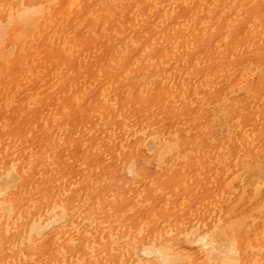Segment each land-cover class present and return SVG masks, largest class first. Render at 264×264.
Returning a JSON list of instances; mask_svg holds the SVG:
<instances>
[{
	"label": "bare ground",
	"instance_id": "6f19581e",
	"mask_svg": "<svg viewBox=\"0 0 264 264\" xmlns=\"http://www.w3.org/2000/svg\"><path fill=\"white\" fill-rule=\"evenodd\" d=\"M96 56L97 67H83ZM67 57L76 92L88 76L106 80L108 103L114 85L138 76L127 87L140 100L124 92L118 112L98 116L87 102L79 120L0 118V264H264V158L221 178L232 207L225 195L204 203L216 188L197 179L193 160L180 165L264 139V0H0V100L13 103L2 79L17 68L28 81L49 70L59 82ZM145 146L161 165L176 160L152 175L139 166ZM165 197L176 211L162 212Z\"/></svg>",
	"mask_w": 264,
	"mask_h": 264
},
{
	"label": "rangeland",
	"instance_id": "374dc122",
	"mask_svg": "<svg viewBox=\"0 0 264 264\" xmlns=\"http://www.w3.org/2000/svg\"><path fill=\"white\" fill-rule=\"evenodd\" d=\"M66 23H68L70 25L72 23V18L70 20L68 19V21ZM71 38H72V32H71ZM105 44H106V42H105ZM124 50L123 51L126 54L127 48H125ZM115 55H116V52L115 51H112L110 53V56L109 57H113V59H115V61L117 63L118 62V59H116ZM97 57L98 56L91 57V59L89 58L85 63H83L84 64L83 67H86L87 66V69L88 70L97 67V63H98ZM63 61H65L64 65H63V68H62L63 70H66L64 68L65 65L71 67V65H70V59H68V57L67 58H64ZM105 63H106V58H105ZM2 67L3 66L0 65V69ZM73 69L75 70L74 67H71V69L65 71V73L63 74V77L64 78L60 80L61 82L60 81L59 82L57 81L58 82L57 83L54 80L55 76H54V78H52L51 71H49V70L46 73L45 72H40L41 73V76L40 77H37V74L39 73V71H38V73L36 72L34 74V76H33V80L32 81H28L27 77H21L20 76L22 70L25 71V69H23V68L22 69L17 68L15 75L10 76V77H6V78L2 79V80H4L3 83L6 86L5 91H8L9 90V94L8 95L11 96V97L14 94L15 95L13 96L14 97V101L11 104H6L5 103L6 102L5 100H0V118L3 120V118L9 119V118L16 117L18 121H21V120L24 121V120L30 119V120H32V121H34L36 123L37 122L38 123H40V122L41 123H44V122L47 123V121L49 123H51L52 121H54L53 119H54L55 116H59L57 118V120L58 121H62L63 118H64L63 117L64 114L65 115L72 114V120L73 119L79 120L80 119V113H81V111L83 109H88L89 110V108L85 107V104L87 102H91V101L94 102L96 109L95 110H91L90 112L92 113V111H93L92 114H95L96 116H98V115H103V114L106 115L107 112H109V113H111L113 111L118 112V109H117V107L115 109V106H117L118 100L120 99V97L123 95L124 92H125V95H128V97L136 98V99H139L140 100V93L137 90L130 89L129 87H127V86H130L131 83H134L135 84V82H132V81L133 80H136V79H139L138 76L137 77L126 78V79H124L123 84L122 83H119V84L114 85V89H112V91H111L112 92V96H111V99L112 100H110L108 103H103L104 101L102 102L101 97H100V94H101L102 91H104L107 88V86H108V83L106 84L107 81L106 80H100V79H98V80L97 79L90 80V76H88V79H87L86 84L83 83V88L84 89H82L80 93L79 92H76V89L73 90L74 84L72 85V72L74 71ZM83 73L84 72H81L79 74V77H82ZM24 78H26V79H24ZM12 79H14V80H12ZM236 79L237 78H230V79H227L226 82L230 86V85L236 83ZM187 81H188V78H186L184 82L187 84ZM128 82H131V83H128ZM192 82L193 83H192V85H191L190 88H193V89L196 86H198V85L201 84V83H199L198 80H193ZM5 83H7V84H5ZM134 84H132V85H134ZM22 86H25L24 89H23ZM123 86H126L127 88L126 87L123 88ZM39 89H40V91H39ZM201 91H202V89H201ZM72 92L79 93L78 95H81V96H79L80 100H77L76 97H73ZM211 93H213V91ZM211 93L206 94L204 99L201 98V96H199V97L196 98V100H195L196 101V111L198 112V114H200L203 111V109H204L203 108V105L201 103H203V101H205L206 99L210 98L211 95H212ZM35 94L36 95H43L44 97L42 99L35 100L34 102H29L30 99H34V96H36ZM195 95H197V94H195ZM213 96H214V94H213ZM247 97L248 96L244 97L242 95L241 98H239L238 100L239 101H244ZM191 98L194 99L195 96L194 95L193 96L191 95ZM231 100H233V99H231ZM110 102L112 103V105L109 104ZM40 103H44V105L41 106ZM54 103H56V104H54ZM188 106L189 105H187V103H185V99L182 98V95L181 94L180 95H178V94L175 95V104H174V107L176 109H178V108L180 109L181 108V110H185V113H188L186 111V108ZM27 108H28V110H27ZM74 112H76V113H74ZM48 115H49V117H48ZM85 116L87 117L88 114H86ZM103 117H105V116H103ZM190 125H191V122L190 121H187L186 123H181L179 125L180 126V131L186 134V127H189ZM263 126L264 125H259L258 126V129L263 128ZM178 129H179V127H178ZM259 132H260L259 130H256L253 134L259 133ZM242 134H238V135H242ZM130 143L131 144H135L136 143V140L132 138L131 141H130ZM239 143H241L242 146L240 145L238 147L239 148L238 149V153L239 154L237 156H234L235 158L234 157H230L229 159H226V156H225V153L224 152L222 154H220V155L219 154H216V156L214 154L212 157H209V155H208L209 153L207 154L208 156L207 155L206 156H203V152H202L200 155L197 156V158L196 157H189L187 160H183V161L181 160L180 161L181 162L180 165H182V167L184 168L186 166V164H188L190 161L193 160L194 161V165L197 164V166L199 167V175L197 176V179H199L200 181H205V183L210 184L212 186V188L213 187L216 188L215 190L212 189L214 191V193L212 195H210V197L207 196V198L204 201V203L205 202L209 203V201H210V203L212 204L216 200L217 201H220L218 199H222L224 197V195H225V201L221 200L220 202L222 203V205H226V204L229 205L230 204L229 207H232L231 206V202L233 200L230 198L232 196H231L230 192L227 189L228 181H226V182L221 181V178L223 176L226 177V175H225L226 173H229L230 175H231V173H234L235 174L236 172H237L236 173V175H237L239 173V171H241L240 173H243L246 168L253 166L255 164L254 162L261 161L264 158V139L263 138H261V137L259 138L257 136V139H256V141L254 143V146L251 148V150L250 149L247 150V148L245 149L244 146H246V145H244L242 142H239ZM182 149L183 150H182L180 156H183L184 155V153L187 151V147H184L183 146ZM146 150H147V147L146 146L143 147V151L144 152L141 150V152L143 153L142 154L143 156L139 160V162H141V163H139V166L141 168H144V169L147 168V170L152 175L158 174L160 171H165L166 172L167 169L170 167V165H172L174 163V161H172V160L173 159L176 160L175 157H176L177 154L173 155L174 156V157H172L173 159L170 158L169 161L167 162V164L161 165L158 162L155 154H153L154 156H151V155H149V154H147L145 152ZM241 153H242V155H241ZM251 153H253V154H251ZM197 159H198V161H195ZM222 159H225V160H222ZM227 160H228V162H227ZM247 160H248V162H247ZM222 161H225L224 162L225 164H223ZM238 161H239V163H238ZM234 162L236 163V165H235ZM208 163H210L209 166H208ZM159 165H160V167H159ZM242 169H243V171H242ZM217 172H219V173H217ZM210 174H213V176L208 180L209 181V183H208V182H206V179H207L206 177H207V175H210ZM240 175H237V176H240ZM14 186H16V184H14V185H12L10 187L13 188ZM217 191H218V193L219 192L220 193L218 194ZM221 194H222V196H220ZM196 195H198V193H196ZM228 199H229V201H228ZM166 200H167V202H166ZM158 201H159L158 202V206L162 209V212H167L169 209L176 211V206H178L177 203H176V200L175 199H172V198H169V197L168 198L165 197L163 200H158ZM211 204H208V206L212 207L213 204L212 205ZM136 205H137L138 208L141 206V202H140V199L139 198L137 200V204ZM165 205H167V208L165 207ZM183 205L184 204H181L180 205V209L177 210V213L179 214L180 218L182 216V213L181 212H182V210L184 208ZM146 208L149 209V204L146 205ZM154 210L155 209H152V213H154ZM119 218H121V217H119ZM164 222H166V223H164ZM162 223L165 224V225L163 224L164 226H167L168 221L162 220ZM85 229L88 230V232H91V233L94 232L93 228L90 229V227L88 225L85 227ZM181 248H184V247H181Z\"/></svg>",
	"mask_w": 264,
	"mask_h": 264
}]
</instances>
